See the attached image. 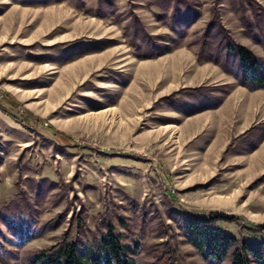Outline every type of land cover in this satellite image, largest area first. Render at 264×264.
<instances>
[{"label": "rangeland", "instance_id": "374dc122", "mask_svg": "<svg viewBox=\"0 0 264 264\" xmlns=\"http://www.w3.org/2000/svg\"><path fill=\"white\" fill-rule=\"evenodd\" d=\"M211 12L264 63V0H0V207L22 191L41 231L6 264L107 231L135 264H216L182 235L187 213L264 240V89L197 59Z\"/></svg>", "mask_w": 264, "mask_h": 264}, {"label": "trees", "instance_id": "16d2710c", "mask_svg": "<svg viewBox=\"0 0 264 264\" xmlns=\"http://www.w3.org/2000/svg\"><path fill=\"white\" fill-rule=\"evenodd\" d=\"M184 8L186 14L181 19L182 29L194 19V16L188 17L189 11L193 10L185 4ZM172 9L170 28L175 31L174 26L177 22L175 14L180 9L177 4ZM200 36L197 59L211 60L218 64L224 73L232 75L238 84L248 90L264 89L263 61L249 49L232 41L218 21L216 13L211 12ZM144 40L146 48L152 46L150 38L145 36ZM160 53L163 52L159 51L156 54ZM137 56L141 57V55ZM147 56L150 55H143V57ZM13 115L17 118L15 114ZM33 208L28 198H24L22 191H17L12 199L0 207V227L3 226L7 232V236L2 234L3 241L0 238L1 262L6 264V259L15 253L17 247L41 232L37 226L35 227ZM230 217L221 212L187 213L181 220L182 235L202 258L213 263L225 261L226 264H264V240H243L237 244L231 234H226L211 225L217 218L229 220ZM66 238L67 235H63L60 242L33 252L27 258L26 264H135L134 246L121 243L111 231L102 233L97 240L88 244L75 236L70 240ZM7 242H10L12 247H6ZM6 254L8 256H5ZM146 264L172 263L169 256L162 253Z\"/></svg>", "mask_w": 264, "mask_h": 264}, {"label": "crops", "instance_id": "0c3cea01", "mask_svg": "<svg viewBox=\"0 0 264 264\" xmlns=\"http://www.w3.org/2000/svg\"><path fill=\"white\" fill-rule=\"evenodd\" d=\"M168 53V52H167ZM223 102H225V100L223 101ZM221 105V104H220ZM220 105H218L216 108H212V110H214L215 112H223L224 110H225V107H222V106H220ZM211 110V111H212ZM260 144H262V142L260 143ZM260 144H257V146H259L260 147ZM264 147V146H263ZM263 151V152H262ZM252 155H254V153H252ZM256 156H257V158L258 159H262V158H264V149H261L260 151H258L257 153H256ZM263 160V159H262Z\"/></svg>", "mask_w": 264, "mask_h": 264}]
</instances>
